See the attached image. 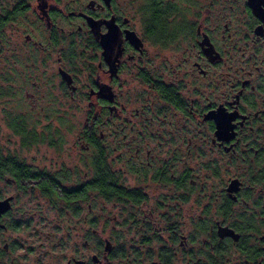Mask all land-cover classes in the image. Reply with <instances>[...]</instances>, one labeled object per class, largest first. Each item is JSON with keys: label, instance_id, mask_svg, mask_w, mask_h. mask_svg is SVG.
<instances>
[{"label": "flooded vegetation", "instance_id": "af4514ba", "mask_svg": "<svg viewBox=\"0 0 264 264\" xmlns=\"http://www.w3.org/2000/svg\"><path fill=\"white\" fill-rule=\"evenodd\" d=\"M142 1L0 0V71L88 110L82 176L12 183L118 223L66 264H264V0Z\"/></svg>", "mask_w": 264, "mask_h": 264}, {"label": "rangeland", "instance_id": "374dc122", "mask_svg": "<svg viewBox=\"0 0 264 264\" xmlns=\"http://www.w3.org/2000/svg\"><path fill=\"white\" fill-rule=\"evenodd\" d=\"M168 1L184 5V0ZM142 2L144 4V0ZM8 69L0 71V153L14 154L34 168L52 174L57 172L60 178L68 177L67 174L72 179L76 178V171H81L79 175L82 176V157L86 152L80 136L87 125L88 110L71 108L62 95L60 108H51L47 105L51 98L28 85L25 94L18 92L13 87ZM17 119L24 124L26 122L28 129L34 127L37 133L56 139L57 145L53 146L45 140L23 146L19 135L9 126L12 120ZM72 179L65 184L69 185ZM9 195H15V198L11 211L3 217L7 228H0V264H66L72 257L89 259L91 254L98 253V243H103L105 238L117 244L118 234L109 236L112 225H118L115 221L101 220L97 227L101 230L99 236L85 237L88 225L84 221L87 213L84 202L76 216L71 212L72 208L66 213L67 205L63 204L64 207L60 208L55 197H45L35 186L24 184L21 189L8 180H1L0 197ZM107 210L110 216L116 211L110 205H107ZM80 215L83 219L79 218ZM114 231L120 232V228H114ZM112 264L122 262L115 256Z\"/></svg>", "mask_w": 264, "mask_h": 264}, {"label": "trees", "instance_id": "16d2710c", "mask_svg": "<svg viewBox=\"0 0 264 264\" xmlns=\"http://www.w3.org/2000/svg\"><path fill=\"white\" fill-rule=\"evenodd\" d=\"M147 1L148 4L155 5L154 0L152 1L147 0ZM162 1L163 0H158L157 5H161ZM9 126L14 131V133L21 136V144L23 146H28L31 143H35V142H44L45 140H47L48 143L51 145L56 144V142L52 138L46 137L44 133H37L34 127L28 129L26 122L24 124L23 122H20V120L18 121L15 120L14 122L12 120ZM40 176L41 174L32 172V169L28 167V165H26L25 162L19 159L16 155L14 154L3 155L2 153H0V181L8 180L12 182L14 180L20 183V182H25L26 180L29 179H37ZM40 187L42 191L47 194L53 193L55 191L53 185L46 186L45 180H42L40 182ZM78 197L76 198L78 199ZM70 203L73 202H71V200H67V204ZM70 208L75 209L73 205Z\"/></svg>", "mask_w": 264, "mask_h": 264}, {"label": "water", "instance_id": "95a60500", "mask_svg": "<svg viewBox=\"0 0 264 264\" xmlns=\"http://www.w3.org/2000/svg\"><path fill=\"white\" fill-rule=\"evenodd\" d=\"M251 5L253 8H255L256 5V0H251ZM10 199L11 197H7L4 199H0V217L2 214H4L5 212H7L10 209ZM5 224L1 222L0 220V228H4ZM108 242L106 243V249L108 250ZM82 261H76L77 264H81Z\"/></svg>", "mask_w": 264, "mask_h": 264}]
</instances>
